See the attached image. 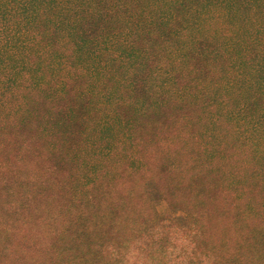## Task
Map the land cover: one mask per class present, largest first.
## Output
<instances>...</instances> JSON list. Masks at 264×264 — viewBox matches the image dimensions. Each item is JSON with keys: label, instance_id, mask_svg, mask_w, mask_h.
Masks as SVG:
<instances>
[{"label": "trees", "instance_id": "obj_1", "mask_svg": "<svg viewBox=\"0 0 264 264\" xmlns=\"http://www.w3.org/2000/svg\"><path fill=\"white\" fill-rule=\"evenodd\" d=\"M0 111L31 132L12 136L13 157L0 145V173L21 177L0 182L14 209L0 215L38 223L2 222L0 264H21L25 240L58 264H124L125 249L264 264V0H0ZM96 154L128 170L102 172ZM68 160L60 208L21 221L40 171ZM158 199L184 215L158 216Z\"/></svg>", "mask_w": 264, "mask_h": 264}, {"label": "rangeland", "instance_id": "obj_2", "mask_svg": "<svg viewBox=\"0 0 264 264\" xmlns=\"http://www.w3.org/2000/svg\"><path fill=\"white\" fill-rule=\"evenodd\" d=\"M66 98H69V96H67ZM4 117H5V112L0 111V118H4ZM21 117L20 116L18 117L16 114H14L8 120V122H6V121L1 122L0 121L1 122L0 128L2 127L0 129V145L2 146L1 147V154L2 155L13 157V156H15V153L18 152L17 148L11 145L13 142L11 139L12 136H16L19 134V135H24L23 138L25 137L26 139H28V136L31 135L30 130L22 129L21 125L19 124V119ZM25 117H29V115L26 114ZM2 124H4V125H2ZM75 129H76V127H75ZM148 150H149L148 147L144 148V153H146ZM21 153H24L23 148L21 149V151H19V154H21ZM2 160H4V159H2ZM92 161L94 163H96L97 165L100 163L97 168L104 169L102 172H104L105 170H108V169H112V172H116L119 169H127L128 170V168L126 166H123L124 160L123 159L120 160L118 158L117 154H115V155L113 154L110 157H105L103 155L100 156L99 154H96V157L92 158ZM110 161H113L114 164L109 163ZM74 162L75 161L68 160L67 162H64L63 164H59L57 172L52 171L50 173L49 172L45 173L43 171H40V173L43 174L42 179L47 183V185L45 182H42L41 186H44V188L42 187L39 190H41L43 192V194L42 195H38V194L35 195L32 198V200L29 202V212L32 215H30L28 218H26V217L22 218L21 221L30 219L32 217L33 218L36 217L37 212L40 210H46L47 212H49V211L60 208V203H55V202L53 203L50 200L57 201L58 199L62 198V193L64 191V188L62 186V181H64L69 175H72V176L76 175L78 177V174H76L74 172V168H73ZM104 164H106V165H104ZM31 169H32V171H34V169H37V168L36 167L34 168L31 166L30 170ZM81 170L85 171V168H83V166H81ZM91 173H92V171L86 172V176H87L86 178H88L89 176H94ZM9 175L7 174V176H6L5 174L0 173V182H2V184H4V185L10 187L15 180L21 179V177L16 176L15 174H11V176H9ZM20 175H22V177H25V176L30 177L31 176V175H27L24 173H21ZM81 185L84 186L83 189L85 192L89 191L92 187V184L85 183V181H83V183ZM113 185L114 184L109 185V187H112ZM103 189H104V192H99V193L104 194V197H105V195H109V193H107L108 187H103ZM113 189L123 190V188H121V187H113ZM97 191L98 190H96L95 192H97ZM11 193H12V191L10 189H7V195L9 196ZM214 193H215V191L211 192V194H214ZM207 195H210V194L207 193ZM111 198H113V197H111ZM111 198L109 197L104 201L103 206H105L106 210L110 209L108 207V205L111 204V202H110ZM12 200L13 199L7 201L5 196L3 194H1V192H0V206H4V208L1 210H3V211H7V210L8 211H14V209L9 208V202L13 203ZM18 201H21V200L18 199ZM30 204H31V207H30ZM152 205H153V208L155 209V212L160 217H168V216H174L175 217L177 215H179V216L184 215L183 214L184 211L182 208H178V210H172L171 211L170 208L166 205V203L160 199L154 200ZM187 208H189V207H187ZM93 210H94V208H93ZM91 215L95 216L97 214L92 211ZM41 218L42 217H39L38 221H41ZM7 220H8V222H11L14 225L13 227H11L10 232H14L17 234L18 233L17 231H19V225L21 227H23L24 229H26L27 231L33 230L34 232H32L31 234H34L35 231H37L36 227H37L38 223L34 224L33 223L34 219L32 221H27V223H28L27 225H23L21 223L19 224L18 221L13 220V217L10 218L8 215H0V226H1L2 222L7 221ZM102 220L104 221L103 217H102ZM171 229L172 228L170 226H168V230H171ZM83 238H85V236ZM28 239H29V237H28ZM88 240H87V242H88ZM33 242H34V240H32L31 242L29 240L24 241V244H26L27 246H33L34 249L29 250L26 255L25 254L23 256L20 255L17 258L18 261H20L21 264H43V263L46 264L47 262H51L49 260L52 256L47 258L46 255L43 253V251H41L39 248H37ZM47 242H48V240H47ZM52 244H53L54 249L61 248V253H64V252H67V250H62V248L66 245H72V241L70 238H64L62 236L58 241H56ZM130 251H131V249H125L123 251V254L120 255L122 257L124 264H126L125 259H129L132 261V262L127 261L128 264H144L148 260L144 256V254H141L138 256L134 250H132L131 252ZM52 261L53 262H51V263H53V264H58L56 262H62L61 260H59L57 258H52Z\"/></svg>", "mask_w": 264, "mask_h": 264}]
</instances>
